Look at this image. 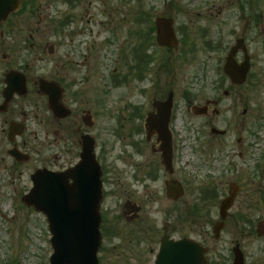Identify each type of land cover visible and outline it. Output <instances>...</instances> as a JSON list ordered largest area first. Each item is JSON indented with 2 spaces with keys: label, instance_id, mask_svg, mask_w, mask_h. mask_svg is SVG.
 Masks as SVG:
<instances>
[{
  "label": "flooded vegetation",
  "instance_id": "obj_1",
  "mask_svg": "<svg viewBox=\"0 0 264 264\" xmlns=\"http://www.w3.org/2000/svg\"><path fill=\"white\" fill-rule=\"evenodd\" d=\"M19 1L17 11L0 16V198L23 204L26 176L31 182L37 170L64 173L80 160L83 147L91 144L101 171V232L106 228V200L113 197L118 200L116 221L133 224L129 231L135 248L153 244V207L162 200L157 252L163 240L189 238L205 248L208 264H216L221 257L215 249L197 239L196 233H185V228L193 232L204 225L209 228L210 216L219 217L221 202L232 193L233 205L222 230L241 199L238 215L245 241L249 232L245 228V137L234 140L240 149L223 152L216 144L228 130L216 133L210 128L208 134L203 130L220 115L222 101L233 89L217 82L214 98L203 104L216 103L201 115L193 114L192 107L203 104L191 99L185 104L168 86L156 90L153 82L145 90L151 96H108L130 79H146L149 68L142 70L132 63L126 74L115 68L106 76L105 38L98 41L90 28L101 24L90 8L98 10L106 0ZM100 31L104 30L98 29L97 37ZM146 37L150 38L147 31ZM170 91L173 98L168 103ZM186 106L205 126L186 117ZM211 108L220 111L212 113ZM106 133L111 140H106ZM163 151L168 155L163 156ZM219 221L210 226L214 237ZM257 232L264 237L259 225L253 231L256 236ZM234 246L222 254L226 264H233ZM239 249L243 264H251Z\"/></svg>",
  "mask_w": 264,
  "mask_h": 264
},
{
  "label": "rangeland",
  "instance_id": "obj_2",
  "mask_svg": "<svg viewBox=\"0 0 264 264\" xmlns=\"http://www.w3.org/2000/svg\"><path fill=\"white\" fill-rule=\"evenodd\" d=\"M90 11L96 13L101 23L90 24L95 39L105 38L106 76L115 68L124 75L128 69L125 64L133 63L132 56L140 38L131 34L132 29L145 32L156 17H169L179 39L177 47L170 52L152 46L148 53L154 58L148 65L147 78L130 79L127 86L108 96H151L145 90L153 82L156 90L160 85L168 86L175 97L182 96L185 104L189 99L203 104L204 100L214 98L217 82L231 88L221 68L235 40H245L251 58L246 83L232 88L233 93L222 101L220 115L206 126L203 119L190 114L187 106L186 117L200 127L204 125L206 134L210 128L228 130L222 142L216 144L223 152L240 149L234 140L245 137V228L249 232L244 241L238 215L242 212L239 199L219 239H214L210 228L219 219L214 214L207 221L212 222L209 228L204 225L200 232H193L186 227L185 233L192 236L196 233L197 239L215 249L221 257L215 260L216 264H226L222 254L229 253L235 244L244 250L251 264H264V237L253 233L258 225L264 224V0H106L104 6L100 4L98 10L91 7ZM139 18H143V23ZM98 29L104 30L99 37L95 34ZM182 34L186 35V41H181ZM236 60H242L240 52ZM105 138L111 140L112 135L106 133ZM25 181L28 192L31 187L28 176ZM163 204L161 200L153 207L154 243L135 248L134 235L129 231L133 224L116 221L118 200L108 197L98 264H154L157 233L163 220V213L158 210ZM0 209V264H49L52 248L46 217L31 206L12 204L6 196L0 198Z\"/></svg>",
  "mask_w": 264,
  "mask_h": 264
},
{
  "label": "water",
  "instance_id": "obj_3",
  "mask_svg": "<svg viewBox=\"0 0 264 264\" xmlns=\"http://www.w3.org/2000/svg\"><path fill=\"white\" fill-rule=\"evenodd\" d=\"M13 6L0 0V14L6 15ZM159 45L169 48L176 45L172 20L158 18L155 21ZM242 50L243 61L237 64L236 53ZM250 68V58L243 39H238L229 50L223 67L224 73L233 84L245 82ZM172 94H169V102ZM195 113H204L205 108H196ZM72 180V184L68 180ZM33 187L22 201L42 212L48 222L52 237L53 253L49 264H97L96 253L100 245L101 200L100 170L93 155V146L85 145L81 160L64 173L54 174L36 171L31 177ZM232 197L222 203L221 217L225 218L232 204ZM222 223L215 227L218 236ZM204 250L190 240L177 242L162 241L155 264H206ZM241 262V256L235 263Z\"/></svg>",
  "mask_w": 264,
  "mask_h": 264
}]
</instances>
